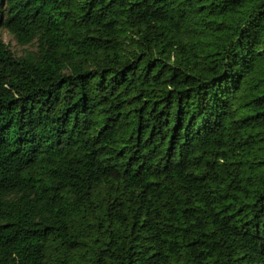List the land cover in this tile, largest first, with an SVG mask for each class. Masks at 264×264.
Instances as JSON below:
<instances>
[{
	"label": "trees",
	"instance_id": "trees-1",
	"mask_svg": "<svg viewBox=\"0 0 264 264\" xmlns=\"http://www.w3.org/2000/svg\"><path fill=\"white\" fill-rule=\"evenodd\" d=\"M0 264H264V0H0Z\"/></svg>",
	"mask_w": 264,
	"mask_h": 264
},
{
	"label": "rangeland",
	"instance_id": "rangeland-1",
	"mask_svg": "<svg viewBox=\"0 0 264 264\" xmlns=\"http://www.w3.org/2000/svg\"><path fill=\"white\" fill-rule=\"evenodd\" d=\"M4 39L7 43L11 45L12 49L15 52H17L18 54L23 53L24 47L17 44V42L12 37H10L7 33H4Z\"/></svg>",
	"mask_w": 264,
	"mask_h": 264
}]
</instances>
